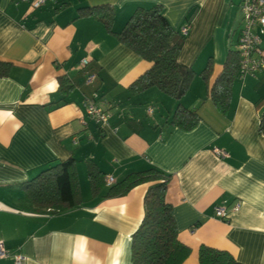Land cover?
<instances>
[{
    "label": "crops",
    "instance_id": "obj_1",
    "mask_svg": "<svg viewBox=\"0 0 264 264\" xmlns=\"http://www.w3.org/2000/svg\"><path fill=\"white\" fill-rule=\"evenodd\" d=\"M29 1L0 0V61L11 63L0 76V240L9 252L26 255L23 264H132V233L143 217L148 183L115 197L104 196L105 184L92 195L88 170L94 164L112 184L151 167L170 175L166 201L177 238L190 247L182 264H198L201 244L243 264H264V132H258L264 70L235 78L226 114L208 96L237 38L241 18L236 26L231 11L240 12V0H45L35 9ZM103 4L114 9L113 32L136 7L154 4L178 35L189 25L178 61L195 76L180 100L156 87L127 90L150 62L93 16H78L80 7ZM210 57L206 82L199 73ZM88 74L94 75L89 83ZM60 75L74 86L64 98L57 91ZM94 94L109 113L108 124L84 111V99ZM177 104L198 113L191 129L170 124ZM69 157L76 161L81 203L57 213L26 209L22 186ZM236 202L238 210H230ZM217 205L228 210L227 218L215 215ZM0 264L13 263L7 257Z\"/></svg>",
    "mask_w": 264,
    "mask_h": 264
},
{
    "label": "trees",
    "instance_id": "obj_2",
    "mask_svg": "<svg viewBox=\"0 0 264 264\" xmlns=\"http://www.w3.org/2000/svg\"><path fill=\"white\" fill-rule=\"evenodd\" d=\"M162 10L160 4L138 6L118 32L112 30L114 9L109 4L80 7L78 16H93L114 33L122 45L150 62V66L127 86L131 94L156 87L178 101L188 90L195 71L178 61L183 35H178L170 26ZM235 42L230 43L222 69L209 89L208 96L222 114L229 110L231 86L238 76ZM10 67L11 63L0 61V76L8 75ZM199 74L206 82L209 81L212 74L211 57ZM57 82V91L63 98L74 88L66 75L58 76ZM65 101L62 100L58 105ZM198 120L195 109L177 104L169 122L189 130ZM258 132H264V111L259 118ZM169 180V174L151 167L129 173L122 180L109 185L104 193L105 197H115L127 193L138 184L148 183L143 196V217L132 233V264H182L190 253V247L177 238L172 205L166 201ZM88 181L92 195L99 194L105 187V175L94 164L88 170ZM22 188V204L32 212L57 213L81 203L76 161L73 157L49 164ZM198 264L243 263L226 250L201 244L198 248Z\"/></svg>",
    "mask_w": 264,
    "mask_h": 264
},
{
    "label": "built area",
    "instance_id": "obj_3",
    "mask_svg": "<svg viewBox=\"0 0 264 264\" xmlns=\"http://www.w3.org/2000/svg\"><path fill=\"white\" fill-rule=\"evenodd\" d=\"M45 0H30L29 6L32 9L40 7ZM239 8L241 12V22L238 35L235 42V49L238 53V76L242 77L245 74L256 73L264 70V48L260 46L262 36H264V0H240ZM189 30V25H184L180 28L182 35H186ZM88 63V59L82 58L80 66ZM94 75L88 74L86 82L92 81ZM85 113L98 124H108L109 113L103 110L96 103V94L92 97H87L83 101ZM152 111V108L149 109ZM214 152L224 157L226 152L219 148H214ZM113 178L109 175L105 176V184L111 185ZM239 203H234L230 210H238ZM215 215L220 218L228 217V210L217 205L214 208ZM9 257L13 264H23L27 257L21 253H10L8 248L0 240V259Z\"/></svg>",
    "mask_w": 264,
    "mask_h": 264
},
{
    "label": "rangeland",
    "instance_id": "obj_4",
    "mask_svg": "<svg viewBox=\"0 0 264 264\" xmlns=\"http://www.w3.org/2000/svg\"><path fill=\"white\" fill-rule=\"evenodd\" d=\"M231 15L233 16L234 19H236L235 25L238 26V23L240 22V12L235 8L231 11ZM227 42V41H226Z\"/></svg>",
    "mask_w": 264,
    "mask_h": 264
}]
</instances>
